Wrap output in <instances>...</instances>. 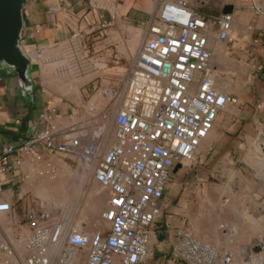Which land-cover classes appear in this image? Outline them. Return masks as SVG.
Returning a JSON list of instances; mask_svg holds the SVG:
<instances>
[{
	"label": "crops",
	"instance_id": "1",
	"mask_svg": "<svg viewBox=\"0 0 264 264\" xmlns=\"http://www.w3.org/2000/svg\"><path fill=\"white\" fill-rule=\"evenodd\" d=\"M185 1L206 20L210 53L207 73L214 88L233 102L218 114L194 160L181 163V169L173 173L172 181L166 186L160 214L149 229L146 264H185L172 252L175 231L189 229L186 199L181 198L184 179L192 171L204 176L216 170L215 167L222 170L237 163L264 121V76L257 75L264 65V0ZM156 5L157 0H28L23 8L20 46L31 60L33 102L22 96L15 75L0 71V152L5 145H17L43 131L46 124L40 116L46 112L53 114L52 125L70 132L97 122L93 120V113L108 112L114 118L122 100H118V93V99L113 102L107 101L104 95L112 91L108 89L109 84L121 79L137 58L143 45L139 27H145L152 19ZM225 6L232 9L229 14L232 23L228 38L220 41L217 19L223 15ZM94 80H99L100 85L85 103L82 88ZM84 131L76 133L84 134ZM88 134L93 140L98 138L97 131ZM113 142L114 133L109 143ZM109 143H102L99 157L111 146ZM65 162L81 168L63 169L57 184L61 186L67 178L66 186L76 189V193L81 188H89V197L79 218L81 224L91 221L106 224L108 228L102 214L109 198L107 191L94 180L95 161L83 156H49L39 149L36 160L26 161L23 167L0 180V202L11 205L9 220L17 225L22 223L25 228H15V240L19 243L29 232L23 216L30 201L56 204L55 195L62 191L45 177H36L37 172L44 170L47 163L58 168ZM94 192L101 195L100 205L93 206ZM78 230L87 235L104 232L97 226L79 225ZM252 234V225L246 217L239 225L244 245ZM78 259L86 263L85 254Z\"/></svg>",
	"mask_w": 264,
	"mask_h": 264
},
{
	"label": "built area",
	"instance_id": "2",
	"mask_svg": "<svg viewBox=\"0 0 264 264\" xmlns=\"http://www.w3.org/2000/svg\"><path fill=\"white\" fill-rule=\"evenodd\" d=\"M231 23L230 15L217 19L220 41L228 38ZM145 28L148 36L125 77V94L113 118L114 142L102 157L101 140L60 131L49 112L40 116L43 131L0 152V180L36 160L39 149L49 156L91 158L94 180L108 193L102 214L108 228L93 235L68 229L52 216L48 203L31 200L23 216L29 232L22 242L15 245L0 225V264H78L84 252L85 264L147 263L149 229L175 166L194 160L233 99L214 88L207 73L206 20L185 0H157ZM107 96L118 98L117 93ZM10 211V204L0 202V223ZM226 251L188 230L173 236L172 252L185 264H232Z\"/></svg>",
	"mask_w": 264,
	"mask_h": 264
},
{
	"label": "rangeland",
	"instance_id": "3",
	"mask_svg": "<svg viewBox=\"0 0 264 264\" xmlns=\"http://www.w3.org/2000/svg\"><path fill=\"white\" fill-rule=\"evenodd\" d=\"M139 29L144 43L148 36L147 30L144 26H140ZM128 69L129 66L121 79L108 86V89L112 90L111 93L119 94V99L117 98L119 101L125 94V77ZM99 85V80H94L83 86L82 93L85 103L90 100L95 88ZM104 97L107 101H116V98L113 99L107 94ZM82 104L84 105V103ZM93 116V120H97V122L77 131L72 129V133L86 130L88 132L84 131V134L90 136L89 132L97 131L98 139L102 143L106 141L109 143L112 133H114L113 115L110 116L107 112L100 115L93 113ZM45 166L44 170L40 169L37 172L36 177H45L48 181L56 184L57 189L62 190L55 195L56 204L45 200L50 206V211L53 212L52 216L68 229L78 230V226L82 225L86 228L97 226L101 231H105L106 224H96L91 221L81 224L79 220L80 215L84 212V202L89 197L87 192L89 188L86 190L81 188L76 193V189L70 190L66 186L67 178L63 179L61 186L57 184L61 180L63 169L72 171L81 168L80 165L65 162L63 167H53L50 163ZM215 168L216 170H211L204 176L198 175L195 171L189 172L182 183L181 194L183 193V195L181 198L186 199L189 213L188 230L197 239L214 243L230 252L232 264H264V121L255 131L250 145L246 146L242 159L231 164L228 168L222 170L220 167ZM70 180L74 179L70 178ZM77 182H81V179L77 178ZM100 196L98 192L93 193V206L100 205ZM88 213L92 214V212ZM246 217L252 225L253 234L248 240L249 242L247 241L248 243L244 245V240L239 236V225L243 224ZM0 225L4 236L10 241L12 240L15 245L19 244L15 240V228L20 226L24 230L23 224H13L7 219ZM255 245H260L263 249L259 255L252 253V247ZM78 264H82V262Z\"/></svg>",
	"mask_w": 264,
	"mask_h": 264
},
{
	"label": "water",
	"instance_id": "4",
	"mask_svg": "<svg viewBox=\"0 0 264 264\" xmlns=\"http://www.w3.org/2000/svg\"><path fill=\"white\" fill-rule=\"evenodd\" d=\"M28 0H0V71L15 75L22 96L33 102L34 84L31 77V60L20 46L23 31V8ZM231 7L223 8V15L231 14ZM264 43V37H263ZM258 76H264V65L258 71ZM181 165L175 166L177 173ZM260 245L252 247V253L262 252Z\"/></svg>",
	"mask_w": 264,
	"mask_h": 264
}]
</instances>
